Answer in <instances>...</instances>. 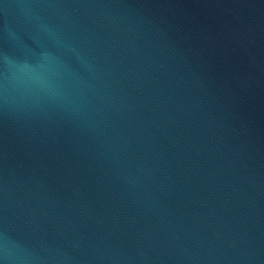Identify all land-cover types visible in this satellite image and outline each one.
Segmentation results:
<instances>
[{
    "label": "water",
    "instance_id": "95a60500",
    "mask_svg": "<svg viewBox=\"0 0 264 264\" xmlns=\"http://www.w3.org/2000/svg\"><path fill=\"white\" fill-rule=\"evenodd\" d=\"M0 264H264V0H0Z\"/></svg>",
    "mask_w": 264,
    "mask_h": 264
}]
</instances>
